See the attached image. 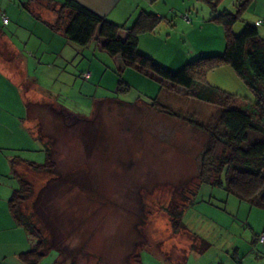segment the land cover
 I'll use <instances>...</instances> for the list:
<instances>
[{
    "label": "rangeland",
    "instance_id": "374dc122",
    "mask_svg": "<svg viewBox=\"0 0 264 264\" xmlns=\"http://www.w3.org/2000/svg\"><path fill=\"white\" fill-rule=\"evenodd\" d=\"M193 20L191 25L187 24L196 26ZM205 21L210 22H204L210 39L216 38L218 43L208 41L209 34L196 28L186 35L189 41L194 38L193 48H180L186 45L171 35L169 44H164L158 56L151 59L175 72L201 56L222 54L225 41L220 24ZM244 22L242 18L234 25L239 27L232 30L233 35L240 33ZM205 43L208 45L204 46ZM138 51L142 52L139 48ZM175 54L179 57L172 58ZM103 58L109 56L99 58L100 67L96 69L101 74L97 80L80 81L91 84V90L84 89L83 101L76 107L70 106L89 122L74 123L73 118L61 116L57 109L41 119L35 116L36 132L53 141L56 168L53 174L19 170L31 186V195L21 210L32 216L31 221L49 243L58 246L60 264H136L135 256L141 264H171L175 253L189 251L190 232L214 240L213 224L229 215L219 209L223 199L219 200L221 192L217 189L212 192L202 187L193 195L206 138L185 123L206 125L215 119L218 108L187 96L182 89L160 85L130 68L118 76L115 64L108 66ZM120 78L127 91H118ZM196 81L252 100L247 87L227 66L208 71ZM94 94L96 98L125 105H103L94 117ZM150 99H158L180 119L150 109ZM31 156L32 163H44L43 152L36 151ZM47 184L50 193L40 194V188L46 189ZM54 185L58 190H52ZM40 205L41 211L37 209ZM173 210L182 211L185 226L175 235L171 234L169 221ZM217 253L211 249L209 254ZM56 259L57 253L50 252L41 264H53Z\"/></svg>",
    "mask_w": 264,
    "mask_h": 264
},
{
    "label": "crops",
    "instance_id": "0c3cea01",
    "mask_svg": "<svg viewBox=\"0 0 264 264\" xmlns=\"http://www.w3.org/2000/svg\"><path fill=\"white\" fill-rule=\"evenodd\" d=\"M64 1L0 0V264H24L19 256L34 244L10 214L8 200L14 188L11 181L13 162L19 168L20 160L29 161L31 154L40 152L35 116L42 118L48 111L45 106L52 105L82 117L70 106L76 107L83 101L84 89L91 90V84L80 81L97 80L101 74L96 69L100 67L97 62L106 55L94 42L86 47H77L61 31L53 30L55 11ZM73 1L107 21L125 27L132 26L142 12L155 14L161 19L160 24L153 32L138 37V48L151 58H156L159 49L169 44L168 36L171 35L179 37L186 45L180 48H193L194 38L189 41L186 35L196 28L209 34L208 41L218 43L216 38L210 39L209 28L204 26L205 20L211 21L210 10L198 0ZM238 1L221 0L218 13H234ZM53 6L55 11H52ZM2 17L8 20L7 24L2 23ZM192 18L196 26H190ZM242 18L245 22L260 23L264 35V0H252ZM238 27L236 25L232 30ZM211 29L217 32L216 28ZM175 57L179 55L172 58ZM102 60H106L108 66H113V62L118 70L123 67L119 58L109 56ZM84 62L86 64L82 66ZM85 72L90 74L87 81L81 79ZM94 96L90 99L92 107L104 98ZM230 199L221 205L223 213H229L227 218L213 224V229H216L212 230L214 240L200 236L211 244L210 248L203 254L186 253L185 250L181 255L175 253L171 264H264V243L253 242L264 229V211ZM217 225L221 227L216 228ZM215 233L219 237L217 240ZM216 242L219 247L214 244ZM211 249L219 253L211 255Z\"/></svg>",
    "mask_w": 264,
    "mask_h": 264
},
{
    "label": "trees",
    "instance_id": "16d2710c",
    "mask_svg": "<svg viewBox=\"0 0 264 264\" xmlns=\"http://www.w3.org/2000/svg\"><path fill=\"white\" fill-rule=\"evenodd\" d=\"M198 1L205 3L209 8L211 21L220 24L224 32V51L220 55L201 56L187 62L175 72L161 67L151 57L138 51L139 35L153 32L161 22V19L153 13L142 12L132 26L125 27L107 21L73 0H65L56 11L53 6L52 11H55L56 20L52 28L61 31L64 37L77 47H86L94 42L99 50L111 58H119L123 67L117 69L118 76L125 68H130L140 75L155 79L160 85L169 86L171 89H182L187 96L216 106L218 112L215 119L206 125L185 121L189 126L203 133L206 138L204 150L200 155L197 185L193 195L207 187L212 189V192L217 189L222 194H218L219 200L223 199L221 205L225 204L226 199L231 198L264 211V35L260 23L249 22L243 23L238 35L232 33L233 26L242 21L243 13L252 0H239L234 13L227 11L218 13L221 0ZM1 21L4 25L8 22L5 17H2ZM221 66H227L234 72L249 90L252 100L241 99L196 81L202 79L206 72ZM86 73L88 72L81 74V79L84 81L89 79V77L84 79ZM117 89L127 91V86L121 78L117 82ZM150 101L149 107L155 112L179 118L175 111L162 105L158 99H150ZM112 103L125 105L98 100L93 106L92 115L97 117L103 105ZM45 107L48 110L47 114L55 113L57 109L58 114L63 117L70 116L73 122L88 121L84 116L81 118L70 114L62 107L52 105ZM37 139L41 143L40 151L44 153V163L37 165L31 161L20 160L17 164L19 168H16V163L13 162L11 181L14 188L8 200V208L13 219L34 243L27 252L20 254L21 262L39 264L50 252H56L57 260L53 264H60L58 255L61 251L58 246L49 243L42 231L31 221L32 216L25 215L21 210L31 195V186L19 170L53 174L56 168L52 159L53 141L50 142L51 138L40 135V132H37ZM47 188L48 184L46 189L41 187L38 192L48 195L50 192ZM52 190H58V186L54 185ZM35 200L38 201V197ZM192 205L194 202L191 201L190 206ZM37 209L43 210L41 205ZM40 211L38 210L37 213ZM169 221L172 235L178 234L185 227L182 223L181 210L171 211ZM263 233L264 229L254 237L255 244L264 243V240L259 241ZM190 235L192 240L189 251L203 254L210 248L211 244L208 241L193 232H190ZM134 260L136 264H141L138 256H135Z\"/></svg>",
    "mask_w": 264,
    "mask_h": 264
},
{
    "label": "built area",
    "instance_id": "2783aa9c",
    "mask_svg": "<svg viewBox=\"0 0 264 264\" xmlns=\"http://www.w3.org/2000/svg\"><path fill=\"white\" fill-rule=\"evenodd\" d=\"M6 20L4 19V22H5ZM256 25H258V24H256ZM89 77V74L88 73H86L85 75H84V79H87ZM264 240V233L260 236V238H259V241H263Z\"/></svg>",
    "mask_w": 264,
    "mask_h": 264
}]
</instances>
